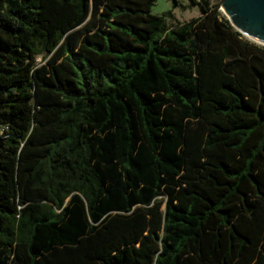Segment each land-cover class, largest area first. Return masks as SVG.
<instances>
[{
  "label": "trees",
  "instance_id": "obj_1",
  "mask_svg": "<svg viewBox=\"0 0 264 264\" xmlns=\"http://www.w3.org/2000/svg\"><path fill=\"white\" fill-rule=\"evenodd\" d=\"M156 1L0 0V264H264V46Z\"/></svg>",
  "mask_w": 264,
  "mask_h": 264
},
{
  "label": "water",
  "instance_id": "obj_2",
  "mask_svg": "<svg viewBox=\"0 0 264 264\" xmlns=\"http://www.w3.org/2000/svg\"><path fill=\"white\" fill-rule=\"evenodd\" d=\"M222 8L236 30L264 44V0H224Z\"/></svg>",
  "mask_w": 264,
  "mask_h": 264
},
{
  "label": "rangeland",
  "instance_id": "obj_3",
  "mask_svg": "<svg viewBox=\"0 0 264 264\" xmlns=\"http://www.w3.org/2000/svg\"><path fill=\"white\" fill-rule=\"evenodd\" d=\"M223 1L224 0H210V3L213 5L218 4L220 6V11L227 17L222 8ZM152 13L165 16L168 24L173 26L179 21L185 22L201 16L202 9L200 5L194 4L192 0H178V3H175L174 0H157L152 6ZM245 37L256 44L264 46V44L256 42L248 36ZM37 61L41 63L44 59L42 56H38Z\"/></svg>",
  "mask_w": 264,
  "mask_h": 264
}]
</instances>
